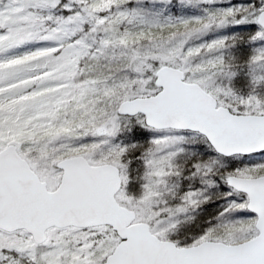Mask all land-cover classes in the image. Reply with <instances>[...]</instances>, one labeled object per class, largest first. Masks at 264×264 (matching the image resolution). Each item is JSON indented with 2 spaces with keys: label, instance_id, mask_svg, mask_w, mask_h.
<instances>
[{
  "label": "snow or ice",
  "instance_id": "1",
  "mask_svg": "<svg viewBox=\"0 0 264 264\" xmlns=\"http://www.w3.org/2000/svg\"><path fill=\"white\" fill-rule=\"evenodd\" d=\"M0 264H264V0H0Z\"/></svg>",
  "mask_w": 264,
  "mask_h": 264
}]
</instances>
